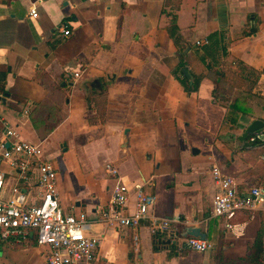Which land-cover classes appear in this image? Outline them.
I'll return each mask as SVG.
<instances>
[{"label":"crops","instance_id":"0c3cea01","mask_svg":"<svg viewBox=\"0 0 264 264\" xmlns=\"http://www.w3.org/2000/svg\"><path fill=\"white\" fill-rule=\"evenodd\" d=\"M174 16L176 41L168 33ZM218 71L236 75L240 96L228 106L214 98ZM198 77L188 94L180 79ZM255 120L264 121V0H0V142L12 129L40 145L57 169L65 212L91 221L112 199L108 163L129 187L130 213L137 186L155 195L139 227L89 226V236L101 237L96 264H246L264 236V205L227 229L213 215L211 167L242 191L264 186V148L239 141ZM11 174L7 196L20 183L33 201L40 197L36 179ZM154 216L179 217V241L154 236ZM191 227L213 248L194 251L185 240ZM45 252L33 231L0 237V264H47Z\"/></svg>","mask_w":264,"mask_h":264},{"label":"built area","instance_id":"2783aa9c","mask_svg":"<svg viewBox=\"0 0 264 264\" xmlns=\"http://www.w3.org/2000/svg\"><path fill=\"white\" fill-rule=\"evenodd\" d=\"M32 17L37 18V8H31ZM62 34L71 36V30L62 29ZM200 44V42H198ZM79 77V73H76ZM250 144L264 145V130L249 137ZM8 167L9 170L6 171ZM14 171L18 181L38 182L40 197L33 201L24 187L17 183L10 196L6 195L7 178ZM217 184L213 201V215L226 220L225 227L233 230V221L243 212L259 209L264 205V186H253L242 191L231 176L226 175L218 166L211 167ZM107 174L115 180L112 199L100 218L91 221L85 213L65 212L58 193V172L55 165L44 160L40 145L23 141L16 131L8 129L6 137L0 142V237L25 238L29 231L36 234L37 245L45 248L47 264H96L101 246V237L89 236L87 230L92 223L100 222L105 226L117 228H136L149 218L155 206V195L144 192L137 186V207L133 213L128 210L129 187L121 178L119 169L112 163L106 164ZM151 233L154 236L176 235L181 225L179 217H151ZM191 248L204 253L213 248L212 244L201 238L187 236Z\"/></svg>","mask_w":264,"mask_h":264},{"label":"trees","instance_id":"16d2710c","mask_svg":"<svg viewBox=\"0 0 264 264\" xmlns=\"http://www.w3.org/2000/svg\"><path fill=\"white\" fill-rule=\"evenodd\" d=\"M178 30H179V28L177 26V17L174 16L172 19V22L170 24L168 33L173 39H175V41H176V36L178 34ZM237 66L239 67V69L243 73L247 70L250 72V74H252L254 76L259 75L258 72H255L253 70H249V69L245 68L244 66H242V64H238ZM182 67H183V65H180L179 69ZM208 68L210 70H214V67L211 64H208ZM202 78L203 77H198L195 81H190L187 78H183V79H180V82H181L182 86L185 88V91L188 94H191V93L198 91ZM225 80H226L225 79V73L218 71L217 72V78H216L217 87H216L215 93H214V98H215L216 102L218 100L224 101V102L231 101L229 96H228V92L221 88V85L225 84ZM225 100H227V101H225ZM234 108L240 109V106L237 103L231 104L230 109L233 110ZM248 143L250 144L249 138H248ZM250 146L254 147V148H256V147H258V148L263 147L264 148V145L258 146L257 144H250ZM157 237H159V236H157ZM159 241L160 240L157 238L154 239L156 250H159V247L161 246L159 244ZM263 260H264V236L262 234H260L257 237L253 247L251 248V251L249 252V254L247 256V259H244L242 262L246 263V264H263Z\"/></svg>","mask_w":264,"mask_h":264},{"label":"water","instance_id":"95a60500","mask_svg":"<svg viewBox=\"0 0 264 264\" xmlns=\"http://www.w3.org/2000/svg\"><path fill=\"white\" fill-rule=\"evenodd\" d=\"M183 73L190 78L189 72L187 68H183ZM264 130V121L255 120L252 124L246 129V131L240 136L239 141L245 146L249 147L248 138L255 132ZM188 236H193L197 238H201L202 240H207V234L202 232L199 228H188L187 233ZM186 235V236H187Z\"/></svg>","mask_w":264,"mask_h":264},{"label":"rangeland","instance_id":"374dc122","mask_svg":"<svg viewBox=\"0 0 264 264\" xmlns=\"http://www.w3.org/2000/svg\"><path fill=\"white\" fill-rule=\"evenodd\" d=\"M232 70H236V69H232ZM237 85V80H236V75L233 74V72H230L229 73V76L228 78L225 80V84L221 85V88L225 91L228 92V96L230 98V100L232 101L236 96H240L238 92H236L235 90H233ZM233 88V89H232ZM233 90L234 94L231 95V91ZM227 101V100H225ZM223 104L227 105L228 106V103L226 102H222ZM4 169H5V166H4Z\"/></svg>","mask_w":264,"mask_h":264}]
</instances>
